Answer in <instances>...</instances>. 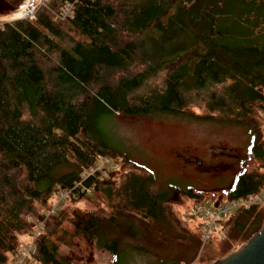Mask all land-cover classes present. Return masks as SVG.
Returning <instances> with one entry per match:
<instances>
[{
  "label": "trees",
  "instance_id": "1",
  "mask_svg": "<svg viewBox=\"0 0 264 264\" xmlns=\"http://www.w3.org/2000/svg\"><path fill=\"white\" fill-rule=\"evenodd\" d=\"M67 3L74 4L73 15L60 20L56 14ZM263 93L264 0H50L35 20L4 24L0 264L11 263L40 221L37 264H74L59 256L54 240L64 222L99 246L111 238L113 251L120 232L160 249L172 234L185 232V222L170 209L174 197L205 202L220 191H152L150 170L96 139L92 121L98 110L242 127L248 155L223 194L226 201L258 194L264 188ZM99 157L111 158L118 169L82 185L106 200L109 216L73 210L66 218L45 219L52 194L72 189ZM74 190L70 200L92 196ZM263 219L257 208L236 212L223 224L228 244L209 262L236 250Z\"/></svg>",
  "mask_w": 264,
  "mask_h": 264
},
{
  "label": "rangeland",
  "instance_id": "2",
  "mask_svg": "<svg viewBox=\"0 0 264 264\" xmlns=\"http://www.w3.org/2000/svg\"><path fill=\"white\" fill-rule=\"evenodd\" d=\"M22 2L23 0H0V16L10 14ZM93 118L92 129L99 142L127 154L132 161L154 174L155 180L150 187L152 191H163L170 186L181 190H220L210 194V199L205 202L226 201L224 190L230 187L237 169L234 165H229L227 157H224L221 162L223 172L218 175L201 174L195 170L197 163H189L188 158L197 156L206 167H210L214 163L213 154L224 152L225 155L242 158L249 149L245 129L216 121H202L173 114L124 117L100 110L93 113ZM263 118L264 112L260 122ZM262 131L264 141V130ZM194 203L193 199L176 196L170 209L181 220L184 211ZM73 210L104 217L110 214L106 200L97 193L89 199L68 200L55 215L66 218ZM184 222L182 228L185 232L172 234L160 249H152L140 236L133 237L120 232V242L116 251H113L111 238L99 246L75 234L68 222H64L63 227L56 231L54 240L59 256L74 264H208L212 258L220 255V251L229 242H223L218 233L212 231L209 241L204 246L201 243L196 249L200 228L195 223ZM21 240L25 241V238ZM155 254L166 256L164 263H159Z\"/></svg>",
  "mask_w": 264,
  "mask_h": 264
},
{
  "label": "built area",
  "instance_id": "3",
  "mask_svg": "<svg viewBox=\"0 0 264 264\" xmlns=\"http://www.w3.org/2000/svg\"><path fill=\"white\" fill-rule=\"evenodd\" d=\"M93 1V0H87ZM50 0H23V2L10 14L0 16V27L4 24L12 23L19 20L33 21L36 18L38 10L49 3ZM74 4L67 3L56 14L60 20L68 19L73 15ZM264 95V93H263ZM262 128L264 130V118L262 120ZM118 169L111 158L99 157L93 165L84 169L79 177L81 181L77 183L72 189H64L55 191L50 199V208L45 213V219L56 214L61 206L66 204L70 197L74 194V189H79L85 192L86 195H92V190L83 188L82 182L89 177L97 175L107 176L111 171ZM253 208L264 211V188L254 195H249L244 198L223 201V202H195L187 210L184 211L182 219L186 222H192L200 228V238L202 246H204L211 237L212 231L218 233L219 238L223 241L226 235L223 232V224H225L230 217L238 211L250 210ZM33 222L32 219H29ZM44 221L36 224V229L29 235L24 244L14 254L10 264H37L35 241L37 236L43 234Z\"/></svg>",
  "mask_w": 264,
  "mask_h": 264
},
{
  "label": "water",
  "instance_id": "4",
  "mask_svg": "<svg viewBox=\"0 0 264 264\" xmlns=\"http://www.w3.org/2000/svg\"><path fill=\"white\" fill-rule=\"evenodd\" d=\"M208 264H264V219L260 229L235 251Z\"/></svg>",
  "mask_w": 264,
  "mask_h": 264
},
{
  "label": "flooded vegetation",
  "instance_id": "5",
  "mask_svg": "<svg viewBox=\"0 0 264 264\" xmlns=\"http://www.w3.org/2000/svg\"><path fill=\"white\" fill-rule=\"evenodd\" d=\"M248 152H244L243 157L247 156ZM224 157H227V160L229 161V165H234L237 169V172L240 170L241 168V163L240 160L243 158H240L238 156V158L236 156H232L230 154L225 155L224 152H220L218 154H213L212 158L214 160V163L210 166V167H206L203 163V161L199 159V157L197 156H190L188 158V162L191 164H195V170L201 174H212V175H218L219 173L223 172V167L221 166V162L222 159H224ZM236 157V158H235ZM249 168V166H248ZM202 185H204L202 183ZM208 187V186H207ZM192 189V188H191ZM197 190H201V191H209V190H203L202 188H198Z\"/></svg>",
  "mask_w": 264,
  "mask_h": 264
}]
</instances>
